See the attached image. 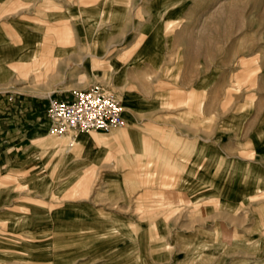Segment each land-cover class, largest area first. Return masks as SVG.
I'll return each mask as SVG.
<instances>
[{
	"label": "rangeland",
	"instance_id": "obj_1",
	"mask_svg": "<svg viewBox=\"0 0 264 264\" xmlns=\"http://www.w3.org/2000/svg\"><path fill=\"white\" fill-rule=\"evenodd\" d=\"M68 8L74 28L59 31L75 51L12 64L10 90L72 97L101 85L126 123L55 136L88 139L68 154L32 147L12 167L0 183L12 196L11 264H264V0L25 11ZM93 135L107 140L105 157Z\"/></svg>",
	"mask_w": 264,
	"mask_h": 264
},
{
	"label": "crops",
	"instance_id": "obj_2",
	"mask_svg": "<svg viewBox=\"0 0 264 264\" xmlns=\"http://www.w3.org/2000/svg\"><path fill=\"white\" fill-rule=\"evenodd\" d=\"M40 5L58 7L60 0H0V183L10 179L12 167L27 164L30 148L42 147L45 153L59 149L58 154H68L76 143L80 144L88 139L87 136H73L58 142L54 136L48 134L50 123L47 120L42 121L43 116L47 114L50 98L71 100L70 95H59L55 91L34 94L28 91L15 93L10 90L13 82L12 64H21L22 61L38 54L56 56L75 51L76 40L73 34L70 36L69 33L63 34L59 31V26L66 23L69 29L74 28L75 15L70 13L69 8L66 9L67 15L62 18L50 10L35 11L31 15L25 11L28 7ZM166 6L165 4L162 8L164 11ZM37 15H41L40 20ZM43 62L40 61V64ZM123 103L126 104L124 107L127 110L132 107L128 102ZM199 108L201 109V104ZM134 111L137 109H132L127 114L134 117ZM93 136V139L100 143L101 156L105 157L107 140L98 135ZM112 138L119 142L120 134L113 133ZM71 140L75 142L73 145L68 144ZM64 142L65 148H58ZM11 197L10 186L0 184V264H11L12 261ZM220 236L224 238L223 233H219L217 238ZM218 242L216 240L215 244Z\"/></svg>",
	"mask_w": 264,
	"mask_h": 264
},
{
	"label": "built area",
	"instance_id": "obj_3",
	"mask_svg": "<svg viewBox=\"0 0 264 264\" xmlns=\"http://www.w3.org/2000/svg\"><path fill=\"white\" fill-rule=\"evenodd\" d=\"M47 115L48 131L57 137L87 132L110 134L126 123L119 99L101 85L73 91L71 100L50 98Z\"/></svg>",
	"mask_w": 264,
	"mask_h": 264
},
{
	"label": "bare ground",
	"instance_id": "obj_4",
	"mask_svg": "<svg viewBox=\"0 0 264 264\" xmlns=\"http://www.w3.org/2000/svg\"><path fill=\"white\" fill-rule=\"evenodd\" d=\"M121 103V102H120ZM121 106H122V104H121ZM123 108V107H122ZM124 111V110H123ZM48 120H49V117H48ZM49 123H50V120H49ZM50 125V124H49ZM92 133V132H91ZM48 134L49 135H51L50 133H49V131H48ZM51 136H54V135H51ZM55 137V136H54ZM57 137V136H56ZM62 137V136H61ZM58 138H60V137H58ZM75 142L73 141V140H71L68 144H70V145H73Z\"/></svg>",
	"mask_w": 264,
	"mask_h": 264
}]
</instances>
